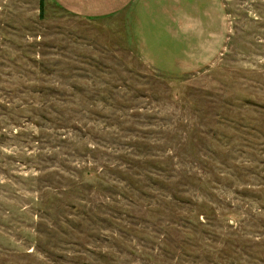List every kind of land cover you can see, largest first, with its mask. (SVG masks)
<instances>
[{
  "label": "rangeland",
  "instance_id": "obj_1",
  "mask_svg": "<svg viewBox=\"0 0 264 264\" xmlns=\"http://www.w3.org/2000/svg\"><path fill=\"white\" fill-rule=\"evenodd\" d=\"M0 264H264V0H0Z\"/></svg>",
  "mask_w": 264,
  "mask_h": 264
},
{
  "label": "crops",
  "instance_id": "obj_2",
  "mask_svg": "<svg viewBox=\"0 0 264 264\" xmlns=\"http://www.w3.org/2000/svg\"><path fill=\"white\" fill-rule=\"evenodd\" d=\"M62 7L86 18L103 19L127 12L129 7H142L144 0H56Z\"/></svg>",
  "mask_w": 264,
  "mask_h": 264
},
{
  "label": "trees",
  "instance_id": "obj_3",
  "mask_svg": "<svg viewBox=\"0 0 264 264\" xmlns=\"http://www.w3.org/2000/svg\"><path fill=\"white\" fill-rule=\"evenodd\" d=\"M40 11H41V15L43 16L45 11V0H40Z\"/></svg>",
  "mask_w": 264,
  "mask_h": 264
}]
</instances>
